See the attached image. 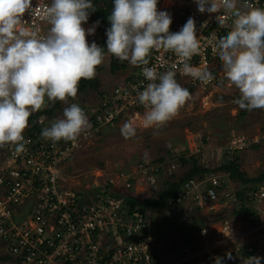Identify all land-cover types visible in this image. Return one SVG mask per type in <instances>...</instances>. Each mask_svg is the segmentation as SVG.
<instances>
[{
	"label": "clouds",
	"instance_id": "1",
	"mask_svg": "<svg viewBox=\"0 0 264 264\" xmlns=\"http://www.w3.org/2000/svg\"><path fill=\"white\" fill-rule=\"evenodd\" d=\"M111 3L113 6L107 16L109 26L104 32L106 40L102 48L95 42L101 29L100 21L89 18L90 14L96 10L92 0H50L41 12L40 18L47 25L46 33L43 35L22 24L25 12L32 11V0H0V147L12 145L17 153L25 149L23 143L25 136L23 137L22 133L27 126L28 118L45 106V100L49 103L57 100L66 102L68 98L74 97L67 103H63L64 106L63 104L60 106L63 110L61 118L55 119L50 126L44 127L40 135L36 133L37 137L52 143L60 140L68 141L67 144L62 145L63 147L74 141L75 146L71 152H75L81 142L88 137L96 132L100 133L104 126L109 128L117 125L122 120V118L119 119L120 116L115 119H119L118 122L111 125L93 121L100 114L102 95H108L107 90L99 89L93 103L87 97L88 101H80L83 97L85 98L87 92H92L91 90H87L84 94H77V85L81 78L91 79L96 76V67L104 59V49L119 61H126L132 66H142L141 74L148 82L143 90L136 93V99L144 107L141 109L145 110L143 126L146 128L158 129L177 114L190 96L185 87H202L199 84H191L190 81L185 80L184 76L175 78L176 63L172 64L170 70L162 73L157 72L155 67H146L145 65L149 64L148 56L153 50L172 52L181 64L182 75L190 76L203 83L209 82L213 76L215 83L206 87L220 88L226 78L239 91L235 94L239 96L238 99L234 101L226 98V101L235 106L238 105L240 109L249 111L264 109V7L253 6L249 0H193L199 13L223 11L231 20L227 31L219 36L215 33L210 35L209 43L217 58L212 60L208 70L207 67H196L189 63L193 55L199 54L201 47L196 35L197 28L191 16L179 31L171 32L169 31V25L173 23L171 15L179 11L168 13L165 10H157L158 0H111ZM214 19L221 26L224 25L222 17L217 15ZM88 20L93 21L92 25L87 28L82 27V22L86 23ZM97 26L98 34L94 39L85 38L86 34L93 35ZM203 26L202 24L201 27ZM216 59L220 60V67L213 75L212 71L217 66ZM127 78L128 76L120 79ZM120 79L117 78L116 82ZM114 85L110 88V92ZM125 112L127 117L137 111L133 108ZM89 119H92L97 126L92 127ZM38 122L45 123V120L41 117ZM263 130L264 123L252 136H243L233 130L230 131V134L241 136L249 141L259 139L258 143H251L248 148L241 151L236 159H240L246 152L256 153L257 151L251 150L252 146H264ZM120 134L125 139L130 138L135 134V128L126 121L120 128ZM190 134L195 138L201 153L212 152L213 157L218 161L213 168L225 162L224 158H216L215 152H221L229 139L222 147H214L212 142L207 149H204L200 139H196L193 133L190 132ZM183 145L188 152L185 140ZM260 152L258 151V161L259 170L262 171L264 170V151ZM172 155L175 159L176 154ZM135 168L127 172H131L133 176L130 179L131 189L118 186L115 187L118 192L113 191L114 193L131 192L135 195L134 191L138 189L143 196L148 195L142 198L141 194H139L140 197L135 195L138 199L157 200V192L163 188V181L171 175L177 176L174 169L169 175H159L158 189L151 191L148 187H141L136 181L138 178L134 180L137 175ZM174 168L178 166L174 165ZM208 168L212 169L209 166ZM120 173L125 172L120 170L118 174ZM109 180L111 179H106L107 182ZM208 195L213 194L210 192ZM184 201H188L196 210L202 211L192 200L178 201L176 195V203L168 200L163 205V208H166L165 212L163 208L160 209L161 216H166L168 219L174 216L182 220L181 217L186 214L185 209L181 207ZM174 207L178 211L182 210L180 217L173 213ZM140 209L149 220H151L150 215L158 211L153 213L150 207H145L146 210ZM220 223L222 225V221ZM168 225H170L169 221ZM261 226L263 225L258 224L247 228ZM157 229L159 240L164 243L165 234L162 233L167 230V227L158 224ZM204 229V227L199 228L197 234L199 235V231ZM220 238L223 239L222 233ZM197 247L199 246H185L180 252H168L177 254L182 253L184 248L192 251ZM4 253L11 255L5 251V247ZM232 258L230 252H225L224 257H214L213 264H225L226 260ZM262 259L264 258L258 255L247 256L242 258L241 264H261ZM7 263L16 264L15 262Z\"/></svg>",
	"mask_w": 264,
	"mask_h": 264
},
{
	"label": "built area",
	"instance_id": "2",
	"mask_svg": "<svg viewBox=\"0 0 264 264\" xmlns=\"http://www.w3.org/2000/svg\"><path fill=\"white\" fill-rule=\"evenodd\" d=\"M93 1V0H92ZM50 0H32L31 13L25 12L22 24L35 29L38 34L46 33L47 25L40 18L43 8ZM256 7H264V0H249ZM157 10L170 13L172 26L169 31H179L189 16L194 19L200 40V52L193 55L189 63L196 67H207L217 58L209 43L210 35L217 36L228 30L231 20L228 15L220 13H199L193 0H158ZM224 19V25L218 24L214 17ZM93 21L82 22V27L91 26ZM204 25L201 27V25ZM98 34V26L93 35ZM149 64L159 73L171 69L176 63L175 78L184 76L191 84L202 87L215 83L212 79L203 83L180 73L181 64L172 52L153 50L150 52ZM142 66H132L134 73L128 78L116 82L108 95H102L100 114L96 116L98 124L111 125L121 113L133 108H144L136 99V93L143 90L148 81L141 74ZM264 137V130L262 132ZM36 133H33L35 137ZM25 137V149L17 153L14 146L7 145L4 162L0 165V240L5 243V251L21 258L19 264H213L216 256L224 257L225 252L232 254L225 264H241L247 256L264 258V228H247L234 235L230 223L226 220L220 227L222 238L212 245H203L182 253L168 252L157 235V225L150 222L140 208L128 209L122 196H115L112 188L131 189V172L120 173L114 180L90 187L85 197V189L78 194L77 189H64L60 186L63 167L60 162L71 156L75 142L57 151L52 143L36 135V140ZM241 136L231 134L221 152H215L216 158L231 162L248 148L251 143H258ZM185 144L187 157L197 158L201 155L192 135H187ZM173 154V152H171ZM174 169L173 163L139 162L135 172L140 186L151 191L158 189L157 177L169 175ZM228 172L207 173L200 180H189L179 189L177 200H192L195 205L208 212L219 206L230 209L239 208L240 203L232 193ZM136 177H134L135 180ZM116 179V180H115ZM208 183V187L198 192V186ZM223 184L222 189H217ZM79 192V193H80ZM212 196H209V193ZM250 204L264 200V181L250 195ZM199 235L206 237V231ZM264 264V259L261 260Z\"/></svg>",
	"mask_w": 264,
	"mask_h": 264
},
{
	"label": "rangeland",
	"instance_id": "3",
	"mask_svg": "<svg viewBox=\"0 0 264 264\" xmlns=\"http://www.w3.org/2000/svg\"><path fill=\"white\" fill-rule=\"evenodd\" d=\"M174 12L177 13L178 10H172L170 13ZM99 66L101 68L100 71L95 73L99 77L97 90L105 89L108 93H110V88L115 84L117 78L127 77L134 73L132 65L128 62L125 69L115 72L110 71L108 54L104 55V59ZM97 90L87 92L85 98L83 97L80 101H88L87 98H89L92 103L95 102L93 100L96 98ZM237 92H239L238 89L231 85L226 78L225 83L220 88L214 86L193 88L189 98L178 110L177 114L158 129L143 126V113L145 110L130 114L113 127L102 126V129H104L102 132L98 134L96 132V135L94 134L81 142L76 149H79V152L73 153L70 162L74 171L72 174L61 178L59 181L61 188L78 189L83 187L86 197L87 191L90 189L89 184L92 181L94 182L96 177L98 179L97 184H101L105 179L110 178L113 180L116 177L115 175L109 176L110 173L114 174V172H119L120 170L132 171L138 161L145 162L156 159L164 155L169 148H172L173 154L180 152L182 150L181 146H183L184 140L190 132L195 135L196 139L199 140L204 137L206 141L210 140V143L213 142V146L218 148L224 146L226 140L230 138L231 130L243 136L256 134L264 123V109H253L251 111L240 109L226 101V99L218 97L230 98L231 94L235 95ZM92 96H94L93 99H91ZM75 100L77 101L76 98ZM48 105L49 102L45 100V106L41 109H46ZM239 111L244 112L243 116ZM61 117L62 113L55 114L53 121ZM126 121L135 128V134L127 139L120 134V128ZM45 123L49 124V126L51 124V122L46 121ZM5 152L6 150L0 147V165L4 162ZM201 154L200 163L205 161L207 166L213 168L215 166V158L212 152L203 151ZM242 159L243 168L249 176H255L260 171L258 152H246L242 155ZM98 168H102L103 171L98 172ZM177 171V175L183 173L182 169L178 170L177 168ZM135 177L138 178L139 176L136 175ZM207 187L208 183L206 182L200 184L198 192L204 191ZM233 188H241V184L235 183ZM227 206H230V204ZM181 207L186 211L184 217H181L182 220L171 216L169 219L170 225L165 226L167 227V236L164 237L163 244L169 251L172 246H180L184 242L185 235L186 238L190 237L193 232V226L201 225L196 229V233L192 235L195 237L199 228H209L217 225V223L211 224V226L208 225L207 222L209 220L217 215L228 213L227 208H222L223 206L214 207L211 212H208L206 207H203L204 210L202 211L196 210L188 201L182 202ZM165 209L163 208V212H165ZM253 210L256 212L259 224L263 225L264 228V200L255 203ZM228 218L231 220L229 223H235L233 226L238 232L245 231L249 227L248 222L243 217L235 219L234 216L228 213ZM207 241L212 243L211 239ZM5 246V243L0 240V254L3 253ZM0 264L8 263L0 262Z\"/></svg>",
	"mask_w": 264,
	"mask_h": 264
},
{
	"label": "trees",
	"instance_id": "4",
	"mask_svg": "<svg viewBox=\"0 0 264 264\" xmlns=\"http://www.w3.org/2000/svg\"><path fill=\"white\" fill-rule=\"evenodd\" d=\"M92 3L95 6L96 10L90 14L89 18L94 21L96 20L100 21L99 25L101 29L99 32V36L95 40V42L97 43L98 46L103 48L105 46V40H106V36L104 35V32H105V29L109 26L107 16L110 14V11L113 5L111 3V0H94L92 1ZM171 24L169 25V30L171 28ZM106 53L107 51L106 49H104V54ZM108 55H109L110 71L115 72L117 70L125 69L126 63H127L126 61H119L114 56L110 54ZM215 61L217 63V66L212 71L213 75L215 74L216 70L219 69L220 67V60L216 59ZM100 69L101 68L98 65L96 67L95 73H98ZM98 84H99V78L97 76H93V78L91 79L81 78L77 85V89H78L77 94H84L87 92V90L96 91L98 88ZM185 88L188 89L189 93L193 90L192 87H185ZM218 97L226 99V97L224 96H218ZM73 98L74 97L68 98L66 102H62L58 100L54 101L52 103H49L46 109H40L37 112L32 113L29 116L27 126L22 133L23 136L31 137L34 140H36V138L33 136V133H37L40 135L41 130L44 127L49 126V124L47 123H39L38 120L41 117H43L46 122H53V119H54L53 116L55 115V113L58 114V112L60 113L63 112L60 106L63 103H67L69 100H72ZM238 98H239L238 95L232 94L229 99H233L235 101ZM135 111L140 112L142 111V109L137 107L135 108ZM126 113L127 112L122 113L119 119L121 118L124 119L126 117ZM240 114L243 116L244 112H241ZM118 120H113L112 124H116ZM88 121L92 127L97 126L95 123L92 122V119H89ZM200 141L202 145H204V149H207L209 145H211L210 141L209 140L206 141L204 137H202ZM48 143H52V142L48 141ZM64 143L67 144L68 141L60 140L52 144L54 145V147L57 148L56 149L57 151L60 150L61 152L63 151L62 145ZM6 147L7 145L2 147V149H6ZM181 147H182V150L180 152L175 153L176 154L175 159L171 153L173 152L172 148L171 149L169 148L166 150V153L164 155L159 156L156 159H153L150 161L151 164L152 163L153 164L154 163L165 164L166 162L173 163L174 165L185 169V171L181 175L179 176L171 175L170 177H168L167 179L163 181V188L161 190H158L157 192V195H158L157 200H154L153 198L140 200L131 192H126V193L122 192V193H118L114 195L117 197L122 196L125 202V205L128 206L129 210H132L134 208L145 209V207H150L153 212L158 210L155 214L150 215L151 217L150 222H155L157 223V225L159 224V226L165 227V226H168L169 219L166 216H161L160 209L163 208V205L168 200H170L171 202L173 201V203H176L177 192L185 181L192 179V178L201 179L204 173L228 172L229 174L228 177L231 181V185L233 186L235 183H240L241 188L232 189V193L237 198V201H239L240 207L237 208L233 206L227 212L231 216H234L235 219H238L239 217H243L248 222L249 226L258 225L259 221L256 218V213L253 210L252 205L250 204L251 202L249 200V194L251 195L256 190V187L258 186V184L264 181V170L258 172L255 176L251 177L245 172L243 168V164L241 163L240 159H235L234 161H231V162H224L222 164H218L215 168L209 169L206 165V162L200 163L199 158H193V157L187 158L186 149L184 145ZM251 150L257 151V152L261 151L260 153H263L262 151H264V146L262 145H260L259 147L252 146ZM73 153L74 152H72L70 157H67L66 159L62 160L59 164V166L63 167V176H68V174H72V172L74 171V168L72 167V164L70 162L71 157L73 156ZM105 184H106L105 187L108 189L109 183L106 181ZM223 186L224 185L221 184L219 187H217V189H222ZM112 189L113 191L116 190V188H112ZM77 191L79 195L82 194L80 192V191H83L82 187L78 188ZM228 213L217 215L216 217L209 220L207 224L211 225L214 223H218L224 219H228ZM200 226L201 225L193 226V232L190 234V237L186 238V235L184 236V242L180 246H178L179 247L178 252H180L182 247H185V246H191V247L198 246V243L194 241L192 235L194 233V230H196ZM162 234L164 235V233ZM174 250H178V249H174ZM0 262H11V263L15 262L16 264H19L21 262V258L11 256L6 253L4 254L2 253L0 254Z\"/></svg>",
	"mask_w": 264,
	"mask_h": 264
},
{
	"label": "crops",
	"instance_id": "5",
	"mask_svg": "<svg viewBox=\"0 0 264 264\" xmlns=\"http://www.w3.org/2000/svg\"><path fill=\"white\" fill-rule=\"evenodd\" d=\"M102 130H104V129H102ZM102 130H101V132H102ZM75 152H79V149L78 150H76ZM240 161H241V163L243 164V159H242V157L240 158ZM203 162H205V161H203ZM218 163V161L217 160H215V164H217ZM207 165V164H206ZM208 167V166H207ZM180 169H182L183 170V172L185 171V169L184 168H181V167H178V170H180ZM98 170V172H100V171H103V169L102 168H98L97 169ZM128 171H130V170H128ZM128 171H124L125 173H127ZM174 171H175V173L176 172H178L177 171V168H174ZM119 172L117 171V172H114V174L113 173H110L109 174V176L110 175H115V174H118ZM177 174V173H176ZM181 175V174H180ZM177 176H179V175H177ZM106 181V179L104 180V182ZM97 182H98V179H97V177H96V180L93 182H91L89 185H90V187H93L94 185H97ZM116 192L118 191V190H115ZM134 193H135V195H137L138 197H140L139 196V194H141V198L143 197V193H141V192H139V190L138 189H135V191H134ZM145 194V193H144ZM148 194V193H147ZM146 196H148V195H146ZM146 196H144V197H146ZM222 207V206H221ZM220 207V208H221ZM222 208H226V207H222ZM221 208V209H222ZM217 210V209H216ZM227 210H229L228 208H227ZM198 212V211H197ZM224 220H228L229 222L231 221L229 218L228 219H224ZM224 220H222V222L224 221ZM235 223H230V227H231V233H234V234H236V233H239V232H241V231H236L235 229H234V225ZM220 225H221V223H217V225H214V226H211V227H209V228H205L204 230L206 231V237H200L198 234H197V236H193V239H194V241H196L197 243H198V246H203V245H212V244H215L216 242H218V240L220 239V237H221V230H220ZM203 228V227H202ZM163 233L165 234L164 236L166 237L167 236V233H166V231H163ZM196 233V232H195ZM209 239H211V242L212 243H209L207 240H209ZM174 249H178V250H174ZM169 251V250H168ZM170 251H176V252H178L179 251V247H178V245L177 246H172V249H170Z\"/></svg>",
	"mask_w": 264,
	"mask_h": 264
},
{
	"label": "water",
	"instance_id": "6",
	"mask_svg": "<svg viewBox=\"0 0 264 264\" xmlns=\"http://www.w3.org/2000/svg\"><path fill=\"white\" fill-rule=\"evenodd\" d=\"M172 211H173V213L175 214V216H177V217H180L181 214H182V210L178 211L176 207H174V208L172 209Z\"/></svg>",
	"mask_w": 264,
	"mask_h": 264
}]
</instances>
